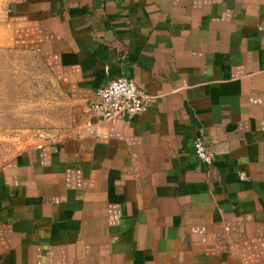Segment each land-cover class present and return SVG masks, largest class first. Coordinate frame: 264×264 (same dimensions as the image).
<instances>
[{
    "label": "crops",
    "instance_id": "obj_1",
    "mask_svg": "<svg viewBox=\"0 0 264 264\" xmlns=\"http://www.w3.org/2000/svg\"><path fill=\"white\" fill-rule=\"evenodd\" d=\"M0 48L70 104L0 168V264H264V0H4ZM120 76L148 109L100 123Z\"/></svg>",
    "mask_w": 264,
    "mask_h": 264
},
{
    "label": "rangeland",
    "instance_id": "obj_2",
    "mask_svg": "<svg viewBox=\"0 0 264 264\" xmlns=\"http://www.w3.org/2000/svg\"><path fill=\"white\" fill-rule=\"evenodd\" d=\"M4 0H0V16ZM70 104L33 54L0 48V168L20 151L56 138Z\"/></svg>",
    "mask_w": 264,
    "mask_h": 264
},
{
    "label": "built area",
    "instance_id": "obj_3",
    "mask_svg": "<svg viewBox=\"0 0 264 264\" xmlns=\"http://www.w3.org/2000/svg\"><path fill=\"white\" fill-rule=\"evenodd\" d=\"M150 96L133 79L120 76L99 87L91 100L93 115L100 123L115 122L118 119L133 117L144 113L149 106ZM90 125V132L95 128ZM193 146L197 158L212 165L215 152L201 136L197 135Z\"/></svg>",
    "mask_w": 264,
    "mask_h": 264
}]
</instances>
